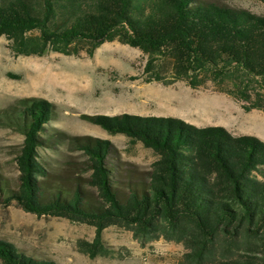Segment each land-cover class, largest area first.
Returning a JSON list of instances; mask_svg holds the SVG:
<instances>
[{
	"label": "trees",
	"instance_id": "1",
	"mask_svg": "<svg viewBox=\"0 0 264 264\" xmlns=\"http://www.w3.org/2000/svg\"><path fill=\"white\" fill-rule=\"evenodd\" d=\"M0 36L14 55L38 56L82 49L91 56L101 43L118 40L147 55L149 79H185L192 87L210 80L245 110H264V16L247 9L206 0H0ZM162 58L171 63L167 80L156 63ZM53 108L25 97L0 112V121L23 135L16 187L0 183L4 204L92 225L93 239L78 244L90 257L107 252L102 231L114 225L140 240L181 243L180 264H264L263 140L171 116H86L140 141L157 159L148 170L123 167L109 140L60 136L85 156L81 169L89 175L80 177L75 161L50 172L39 160L38 148L58 138L45 127ZM0 260L57 264L1 240Z\"/></svg>",
	"mask_w": 264,
	"mask_h": 264
},
{
	"label": "rangeland",
	"instance_id": "2",
	"mask_svg": "<svg viewBox=\"0 0 264 264\" xmlns=\"http://www.w3.org/2000/svg\"><path fill=\"white\" fill-rule=\"evenodd\" d=\"M206 1L264 16L260 0ZM146 60L140 49L118 40L101 43L91 56L84 49L77 55L50 50L39 56L14 55L9 41L0 36V112L25 97L51 102L54 111L45 127L58 138L52 147L38 148L39 160L50 172H60L68 160L75 161V174L80 177L89 175L81 169L85 156L60 136L89 135L109 140L114 162L123 167L148 170L157 159L155 152L140 141L110 133L86 116H171L196 126L220 125L233 134L254 135L264 141V110H245L241 100L220 91L210 80L192 87L185 79L171 83L149 79ZM156 63L162 76L169 79V59ZM38 72H44L41 82ZM22 140L17 129L0 121V183L8 181L12 189L18 181L15 156ZM86 186L96 194L93 187ZM2 201L0 193V240L37 259L57 264H180L186 252L181 243L164 238L140 240L129 229L110 225L102 231L107 252L90 257L78 244L93 239L92 225L66 217L38 216L15 201Z\"/></svg>",
	"mask_w": 264,
	"mask_h": 264
},
{
	"label": "bare ground",
	"instance_id": "3",
	"mask_svg": "<svg viewBox=\"0 0 264 264\" xmlns=\"http://www.w3.org/2000/svg\"><path fill=\"white\" fill-rule=\"evenodd\" d=\"M39 73V72H38ZM44 73V72H43ZM43 73H39L40 75H38L37 77H38V80L41 82V80H42V75L41 74H43ZM52 76V75H51Z\"/></svg>",
	"mask_w": 264,
	"mask_h": 264
}]
</instances>
